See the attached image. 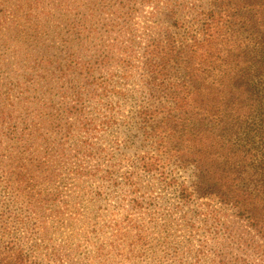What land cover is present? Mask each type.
Returning <instances> with one entry per match:
<instances>
[{
	"label": "rangeland",
	"instance_id": "374dc122",
	"mask_svg": "<svg viewBox=\"0 0 264 264\" xmlns=\"http://www.w3.org/2000/svg\"><path fill=\"white\" fill-rule=\"evenodd\" d=\"M4 1L6 13L13 12L15 1L0 0V4ZM115 1L99 5L112 7ZM117 1L115 5L127 0ZM77 3L81 15L68 12L67 18L78 17L69 22L85 20L81 16L86 0ZM55 7L53 0H45L41 10L49 15L38 9L43 28L53 20ZM135 8L136 15L129 21L136 29L146 20L149 25L161 21L159 15L150 16L153 5L136 0ZM7 18L0 14L2 37L11 35L7 49L0 42V245L12 242L28 252L37 243V260L57 251L63 259L68 255L64 264H223L226 259L233 264H259L256 255L250 258L236 251L241 234L233 229L236 223L230 217L221 216L214 230L199 207L208 201L180 203L177 185H189L190 170L168 171L166 175L176 184L164 188L133 169L143 144L135 115L146 102L140 52L134 53L130 67L121 62L117 67L109 63L95 68L92 64L100 60H90L85 48L94 53L105 39L91 35L90 43L84 48L82 42L81 54L75 57L81 70L53 74L49 66V61L57 65L53 52H43L48 51L46 45L72 40L67 34L70 23L57 22L50 33L40 29V38L32 41L29 36H15V28L4 25ZM65 55L64 48L61 59ZM34 60L39 69L26 70ZM88 67L95 69L96 79L91 81L97 82L91 85L94 92H85L79 100L65 84L84 86ZM112 72L120 74L119 80L109 82L107 75ZM104 80L109 82L103 86L106 91L98 88ZM120 86L127 93L113 92ZM84 120L83 128L92 129L95 155L89 157L90 142L81 131ZM130 173L135 174V195L123 178ZM134 200L140 201L141 208H135ZM209 208L217 209L211 202Z\"/></svg>",
	"mask_w": 264,
	"mask_h": 264
},
{
	"label": "trees",
	"instance_id": "16d2710c",
	"mask_svg": "<svg viewBox=\"0 0 264 264\" xmlns=\"http://www.w3.org/2000/svg\"><path fill=\"white\" fill-rule=\"evenodd\" d=\"M10 1L15 5L8 14L7 1L0 4V14L9 17L4 25L14 27L15 36H29L32 41L40 38L41 30L50 33L57 22L78 19L67 18L68 12L81 15L79 0H53L58 11L43 28L36 13L39 9L49 15L41 10L45 0ZM135 2L115 5L116 0L108 7L99 5L105 0H86L85 15L81 16L85 20L69 22L67 34L72 40L61 39L53 47L45 46L48 51L43 53L53 52L56 59L57 65L49 61V66L53 74L80 71L81 62L75 57L81 54L82 42L84 48L90 43L91 35L105 39L94 53L92 48H85L90 60H100L92 64L95 68L109 63L117 67L121 62L130 67L134 53L140 52L146 102L135 115L143 144L133 169L164 188L176 184L166 175L168 171L190 170L189 185H177L180 203L208 201L199 207L210 218L211 229L218 227L221 216L230 217L236 223L233 229L241 234L236 251L250 258L256 255L259 264H264V0H143L153 5L150 16H161V23L153 21L149 25L146 20L139 29L129 21L137 12ZM95 17L98 20L93 22ZM20 20L24 22L20 24ZM106 22L109 25L105 26ZM10 37H2L0 28V42L6 49ZM64 48L68 55L61 59ZM30 54L35 51L30 50ZM33 63L26 70L34 66L39 69L38 62ZM94 71L88 67L81 88L68 81L66 89L83 100L85 92H94ZM107 76L109 82L120 78L113 72ZM108 80L98 88L106 91L103 86L109 84ZM124 88L113 92L127 93ZM83 124L86 120L81 131L90 142L89 157L95 155L92 129L83 128ZM134 176L130 173L123 177L133 193L137 186ZM210 202L217 209H210ZM134 206L141 208L140 201L134 200ZM38 247L35 243L26 252L12 242L1 243L0 264H64L65 258L69 260L68 255L63 259L57 251L37 260ZM223 264L233 263L226 259Z\"/></svg>",
	"mask_w": 264,
	"mask_h": 264
}]
</instances>
